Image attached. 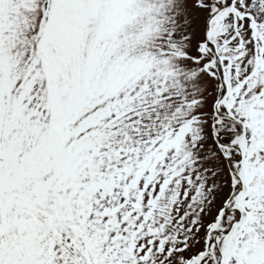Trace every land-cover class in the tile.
Wrapping results in <instances>:
<instances>
[{
  "label": "snow or ice",
  "instance_id": "obj_1",
  "mask_svg": "<svg viewBox=\"0 0 264 264\" xmlns=\"http://www.w3.org/2000/svg\"><path fill=\"white\" fill-rule=\"evenodd\" d=\"M0 264H264V0H0Z\"/></svg>",
  "mask_w": 264,
  "mask_h": 264
}]
</instances>
